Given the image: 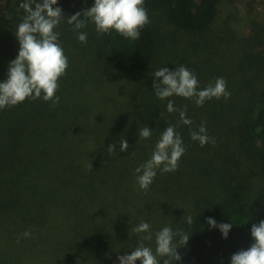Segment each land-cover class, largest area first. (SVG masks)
<instances>
[{
    "label": "rangeland",
    "instance_id": "374dc122",
    "mask_svg": "<svg viewBox=\"0 0 264 264\" xmlns=\"http://www.w3.org/2000/svg\"><path fill=\"white\" fill-rule=\"evenodd\" d=\"M145 9L150 21L148 25L155 36L154 56L145 72L151 92L154 90L153 81L157 79L153 76L156 70L162 67L175 70L181 65L195 74L200 89L214 84L219 77L226 81L227 90L234 88V91L245 84L244 99L264 83V0H219L209 28L200 33L176 27L167 20L162 7ZM71 40L69 44L76 43L77 34ZM90 54V49H86L85 55ZM238 59L246 60L243 66ZM84 62L92 65L91 80L102 87L123 80L116 73L101 71L91 57ZM256 70H259L257 75ZM214 71L218 74L212 75ZM202 75L206 78L204 82L200 80ZM159 100L165 106L172 100L177 109L169 114L174 118L175 131L185 148L178 168L172 172H163V165L155 169L153 184L147 190H141L137 182L141 173L130 171L150 159L161 137L155 129H166L170 124L166 115L156 118L157 128L150 122L143 123L137 131L109 136L101 146L49 147L52 150H89L100 156L105 152L112 163L109 162L104 170L96 169L97 166L86 169V173L78 175L79 179L70 181L61 190L58 188L59 194L55 197H51L54 193L50 192L46 193L49 196L46 198L27 192L0 197V222L16 219L12 228L3 233V238L0 237V264H119L118 256L130 255L141 243L151 247L155 253V233L166 226H170L173 232L182 230L190 235L186 217H192L204 203L205 188L213 193L205 198L206 202L228 201L234 197L245 205L255 203L264 188V151L259 143L244 140L237 133L225 134V138L221 135L222 128L210 131L212 123L205 118L202 123L210 139L201 146L199 141L186 135L185 129L188 132V128L181 123L179 116V110L186 108V118L192 121L189 133L198 131L202 123L198 122L199 113L194 112V99L173 95ZM71 108L72 111L64 110L56 104L54 109L56 114H79L74 107ZM41 113L46 115L47 111L42 110ZM128 115L126 110L123 118L114 121L115 127L122 129ZM145 126L151 129L152 134L147 139H140L139 129ZM121 139L127 141V151L119 150ZM109 145H114L116 151L109 153ZM195 145L201 152H193L190 156L189 148ZM248 146L256 150L251 157L245 153ZM203 160L209 161L205 166L210 170L207 175L202 174ZM38 180L37 189L40 190L46 185ZM7 209L10 213L3 211ZM141 220L151 226L150 241L143 239L148 233L131 232V228ZM25 231L31 232L30 237L24 238ZM99 232L109 236V244L105 247L94 243L93 237ZM178 240L177 236L173 242ZM4 242L8 244L3 248ZM193 243L190 236L187 245L180 249Z\"/></svg>",
    "mask_w": 264,
    "mask_h": 264
},
{
    "label": "trees",
    "instance_id": "16d2710c",
    "mask_svg": "<svg viewBox=\"0 0 264 264\" xmlns=\"http://www.w3.org/2000/svg\"><path fill=\"white\" fill-rule=\"evenodd\" d=\"M22 2L23 0H0V82L7 78L9 63L18 55L19 43L14 34L25 15L24 10L19 7ZM94 2L95 0H58L57 5L53 6L60 7L65 16L55 31L60 34L59 43L68 59L66 72L58 79L59 86L55 95L59 97V102L56 104H60L64 110L72 111L71 107H74L79 114H56V104L43 100V94L40 98H26L18 105L0 109L1 198L21 192L43 196L38 198L49 197L46 193L50 192L54 193L51 197H55L59 194L58 188L61 190L70 181L79 179L78 175L86 173L90 164L91 169L97 166L96 169L104 170L110 162L105 152L100 156L101 154L89 150H52L49 149L51 146H101L109 136L137 131L143 123L150 122L156 127V118L165 115L169 118V125L175 124L167 106L159 102L154 90L151 92L145 75L155 50L154 32L148 24L140 30L139 39L131 40L114 30L99 34L95 25L89 21L85 28L79 30L87 33V42L78 40L73 43L75 46L69 44L77 32L73 31V25L67 23V17L77 12L83 13ZM218 2L219 0H144L143 7H162L167 20L176 27L200 33L209 28L216 15ZM80 19H84L83 15ZM86 49L91 51L89 56L85 55ZM90 57L101 71L116 73L123 80L119 79L114 82L115 85L111 83L104 87L93 82L90 73L94 71L88 62ZM238 62L243 66L246 60L238 59ZM258 71L256 70V75ZM216 74L218 72L214 71L212 75ZM205 79V75L200 78L202 82ZM245 87L244 84L234 91V88L228 89L230 96L227 98H212L210 101L206 100L203 106L194 104V112L200 115L198 122L202 123L205 118H209L212 123L210 131L222 128L221 135L225 138V134L237 133L244 140L257 141L264 151V83L246 99L243 97ZM42 110L47 111V114L43 115ZM126 110L129 115L123 128L118 129L114 121L123 118ZM185 128H188V132L185 129L186 135H190V125H185ZM155 130L161 135L166 129ZM186 143L188 145L189 141L186 140ZM197 150L196 145L189 148V155L201 152ZM254 152L256 150L253 151L250 146L245 151L249 157ZM151 156L152 154L150 158ZM224 156H227L226 152ZM96 162L98 163L94 165ZM208 163L205 160L202 162L203 175H207V171L210 173V170L205 169ZM136 168L134 166L130 171L135 174ZM38 179L46 185L40 190L37 189ZM210 192L204 189V203L194 212V222L189 225L194 245L178 250L182 259L173 261V264H231L233 253L247 250L254 242L251 227L264 220V188L252 205L239 203L234 197L228 201L206 202L205 198L213 195ZM3 211L10 213L8 209ZM209 217L214 218L218 224L233 223L227 239L223 238L217 228L207 225ZM15 220L5 219L0 222V237L4 236L3 233L8 228H12ZM93 238L97 246L105 247L109 244V236L104 232L97 233ZM7 244L4 242L1 247L4 248Z\"/></svg>",
    "mask_w": 264,
    "mask_h": 264
},
{
    "label": "clouds",
    "instance_id": "9594fccd",
    "mask_svg": "<svg viewBox=\"0 0 264 264\" xmlns=\"http://www.w3.org/2000/svg\"><path fill=\"white\" fill-rule=\"evenodd\" d=\"M58 0H23L19 7L25 15L18 24L15 37L19 43L18 55L9 63L7 78L0 82V109L15 106L25 101L26 98L37 99L42 96L45 101L59 102L55 95L58 89V79L65 74L68 59L59 43V33L55 31L61 20L65 18ZM144 0H95L94 5L86 10L77 12L67 17V23L73 25L80 42H87V33L79 30L86 27L90 21L95 25L99 34L109 33L114 30L127 39L140 38V30L148 23L147 10L143 7ZM83 15L84 19H80ZM155 95L164 100L173 95L187 99H194L197 106H203L206 100L220 97L227 98L230 93L226 89V81L219 77L215 83H210L206 88H199V81L195 74L187 67L181 65L175 70L162 67L153 73ZM167 111H177L172 100L168 101ZM180 121L184 125H191L192 121L186 118V108L179 110ZM176 125H169L157 141L151 158L135 169L137 182L141 190H147L156 176L155 169L161 168L163 172H172L178 168V161L184 154L180 135L175 131ZM152 131L148 126L139 129L140 139H147ZM191 139L199 141L201 146L209 142L207 130L202 123L198 131L190 133ZM139 139V140H140ZM125 139L120 141V151L128 149ZM107 151L115 152V146L109 145ZM133 154V153H132ZM92 164L89 165L91 170ZM189 225L193 224L191 216L186 217ZM207 225L217 228L223 238L227 239L233 223H217L214 218L207 219ZM150 224L141 220L137 226L131 228L133 233H148L144 240H152ZM31 232L25 231L24 238L30 237ZM179 240L174 243V238ZM191 235L177 230L173 232L166 226L155 233V253L151 247L139 244L131 254L118 256L119 264H173V261L182 259L179 249L185 247ZM253 243L247 250L233 253L231 264H264V220L251 227ZM158 257L160 259H158Z\"/></svg>",
    "mask_w": 264,
    "mask_h": 264
}]
</instances>
